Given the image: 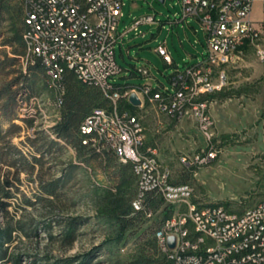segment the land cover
I'll list each match as a JSON object with an SVG mask.
<instances>
[{"label": "rangeland", "instance_id": "rangeland-1", "mask_svg": "<svg viewBox=\"0 0 264 264\" xmlns=\"http://www.w3.org/2000/svg\"><path fill=\"white\" fill-rule=\"evenodd\" d=\"M122 1L124 17L119 25L120 32L130 28L134 18L143 15H155L156 19L163 20L164 25L142 24L137 30L128 31L115 47V59L122 71L110 81L123 86L150 83L154 89L170 88L169 78L175 66L184 68L201 57L205 36L200 23L193 19L188 24H168L167 21L180 12L179 0ZM261 8L262 3L256 1L250 13L257 35L245 39L234 52L233 59L215 68V74L223 73V83L220 88L201 97L207 101L210 140L199 130L190 114L170 116L161 112L156 103L147 101L142 108L133 111L141 119L145 144L155 147L157 158L168 171L171 182L187 183L191 187L192 202L217 204L231 213H239L264 199L263 68L257 56V49H264ZM8 25L9 22L4 24L3 31ZM164 41L173 65H167L154 51ZM19 62L17 69L23 71L25 63ZM139 67L147 68L150 77L139 76L136 73ZM131 70L135 74L130 73ZM13 77L0 76V85ZM36 88L40 89L39 94L32 102L27 99L25 91L16 97L18 107L26 112L32 108L35 110L37 116L32 126L26 127L16 113L13 123L19 125L21 131L4 140L27 157H30L29 151L35 152L34 148L27 146V139L37 135L51 137L50 127L60 114L54 105L52 89L39 79ZM9 125L4 117H0L2 134ZM206 157L208 159L200 163ZM43 160V164L37 165L31 173L17 172L15 168L0 163V179L4 182L7 176V189L13 195L5 201L8 215L30 223L28 234L13 233L8 252L18 260L17 264H60L64 259L72 260L68 264H80L86 256L90 261L85 264H117L140 253L136 235L113 243L114 234L102 200L103 189L110 184L94 163L81 165L75 170L58 200L34 202L39 178L47 181L62 177L68 165L78 158L72 148L66 147L62 153L46 156ZM25 198L33 204H25ZM177 210L175 207L173 214ZM3 216L0 212V220L4 219ZM146 218L150 223L153 216L148 214ZM68 222L75 225L74 239L61 241L59 238L63 237L62 231ZM44 227L50 228L46 230Z\"/></svg>", "mask_w": 264, "mask_h": 264}, {"label": "built area", "instance_id": "built-area-1", "mask_svg": "<svg viewBox=\"0 0 264 264\" xmlns=\"http://www.w3.org/2000/svg\"><path fill=\"white\" fill-rule=\"evenodd\" d=\"M179 1L180 12L168 24L197 20L205 43L201 57L194 64L184 68L175 66L169 78L170 88L154 89L150 83L123 86L110 81L122 71L115 59V47L128 31L137 30L142 24L164 25L155 15H143L134 18L131 27L120 32L124 17L122 0H22L25 55L20 61L25 65L34 64L36 58L42 61L57 108L64 92L61 81L65 70L73 71L79 81L102 92L108 107L93 110L83 120L79 127L82 144L98 153H111L121 164L132 165L137 185V196L132 202L135 210L143 208L148 192L178 208L154 233L160 249L175 264H264V199L239 213L228 212L217 204L192 202L191 187L171 182L155 147L145 144L141 119L126 108L120 109L121 100L135 108H142L146 101L156 103L161 112L170 116L190 114L208 140L212 137L207 101L201 97L223 83V73L215 74V68L233 59L245 39L257 35L250 13L253 3L260 1L264 15V0ZM154 51L167 65H173L165 41ZM257 56L263 68L264 122V49H257ZM136 73L150 77L145 67L137 68ZM132 93L139 100L136 106L129 101ZM34 99L31 97L29 101ZM18 108L20 118L37 116L33 108L28 112ZM207 159H201L200 163ZM168 237L174 239L172 248L168 246Z\"/></svg>", "mask_w": 264, "mask_h": 264}, {"label": "trees", "instance_id": "trees-1", "mask_svg": "<svg viewBox=\"0 0 264 264\" xmlns=\"http://www.w3.org/2000/svg\"><path fill=\"white\" fill-rule=\"evenodd\" d=\"M23 15L22 0H0V76L14 75L9 81L0 85V117H4L10 123L3 134L0 132V163L15 168L17 172L31 173L37 165L43 164V159L46 156L60 154L66 147L72 148L78 160L70 163L63 176L58 179L45 181L39 178V189L38 193L35 194L34 202L50 201L51 203L58 200L61 191L73 178L75 170L81 165L90 166L94 163L105 174L110 184L103 189L102 200L109 219V227L112 228L114 234L113 243L125 240L129 236L136 235L138 237L140 253L117 264H175L160 249L154 236L155 231L172 217L175 206L165 204L154 192H148L143 199V208L135 210L132 202L137 196V185L132 165L130 163L121 164L116 161L111 153H98L89 146L82 144L79 127L83 120L93 110L108 107V100L98 88L79 81L73 71L65 70L61 81L64 92L60 97L61 103L58 107L60 114L57 121L50 127L51 137L42 138L37 135L34 138H28L27 146L35 150V152L29 151L30 157L23 155L8 141H4L9 135H18L21 131V127L13 123L16 113L26 127H31L34 121V118L31 117L20 118L16 104L17 94L25 91L27 99L38 96L40 90L36 88L38 79L45 86H49L44 74L45 67L40 59H34V64L26 63L25 72L17 69V66H20V58L25 55L22 38L25 28ZM6 22H9V25L6 31H3ZM130 73L135 74L132 70ZM12 87L15 88L12 89ZM123 108H127L132 113L135 109L132 105L121 100L120 109ZM8 184L7 176L4 182L0 179V212L4 215V219L0 220V264L7 262L17 264L18 260L11 257L8 252L13 241V233L28 234L29 228L27 226L30 223L15 220L8 215L6 209L8 204L5 201L10 200L13 196L7 189ZM24 202L28 205L33 204L28 198H25ZM148 214L153 216L150 223H147L149 219L146 216ZM44 228L48 230L50 227ZM74 229V223L68 222L67 227L62 231L63 237L59 240H73ZM69 261L72 260L64 259L60 264H68ZM89 261L86 256L83 257L80 264Z\"/></svg>", "mask_w": 264, "mask_h": 264}, {"label": "water", "instance_id": "water-1", "mask_svg": "<svg viewBox=\"0 0 264 264\" xmlns=\"http://www.w3.org/2000/svg\"><path fill=\"white\" fill-rule=\"evenodd\" d=\"M164 0H160V2H163ZM129 101L133 104V105H138L139 104V100H138V98H137V96L135 95V94H131L130 95V97H129ZM167 243H168V246L170 247V248H172L173 247V245H174V239H173V237H168V239H167Z\"/></svg>", "mask_w": 264, "mask_h": 264}]
</instances>
